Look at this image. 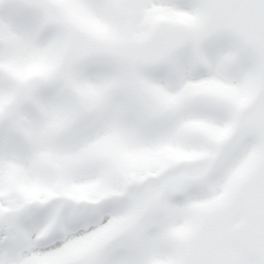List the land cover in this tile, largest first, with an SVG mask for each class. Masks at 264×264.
<instances>
[{
	"label": "snow or ice",
	"instance_id": "obj_1",
	"mask_svg": "<svg viewBox=\"0 0 264 264\" xmlns=\"http://www.w3.org/2000/svg\"><path fill=\"white\" fill-rule=\"evenodd\" d=\"M0 264H264V0H0Z\"/></svg>",
	"mask_w": 264,
	"mask_h": 264
}]
</instances>
